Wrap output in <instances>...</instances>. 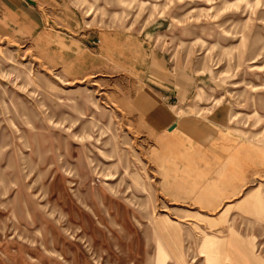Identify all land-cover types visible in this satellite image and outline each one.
<instances>
[{
	"label": "rangeland",
	"instance_id": "obj_1",
	"mask_svg": "<svg viewBox=\"0 0 264 264\" xmlns=\"http://www.w3.org/2000/svg\"><path fill=\"white\" fill-rule=\"evenodd\" d=\"M62 1L81 75L0 28V264H264V0Z\"/></svg>",
	"mask_w": 264,
	"mask_h": 264
},
{
	"label": "crops",
	"instance_id": "obj_2",
	"mask_svg": "<svg viewBox=\"0 0 264 264\" xmlns=\"http://www.w3.org/2000/svg\"><path fill=\"white\" fill-rule=\"evenodd\" d=\"M73 15L62 0H0V28L3 31L15 38L29 40L47 62L65 73L81 75L92 65L93 56L85 47L81 33H72L78 28ZM100 50L106 57L113 53L123 54L133 68L141 60L140 43L128 35L103 33ZM150 68L147 64L148 74H152ZM252 200L245 211L255 206ZM247 202L249 199L243 204Z\"/></svg>",
	"mask_w": 264,
	"mask_h": 264
}]
</instances>
